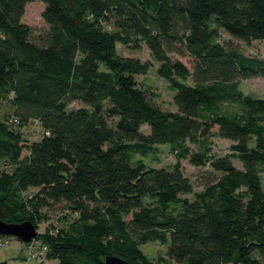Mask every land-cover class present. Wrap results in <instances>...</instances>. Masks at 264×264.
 I'll return each instance as SVG.
<instances>
[{
	"label": "trees",
	"instance_id": "1",
	"mask_svg": "<svg viewBox=\"0 0 264 264\" xmlns=\"http://www.w3.org/2000/svg\"><path fill=\"white\" fill-rule=\"evenodd\" d=\"M35 1L45 4L42 29L23 22ZM212 18L230 39H215ZM248 40H264V0H0V98L19 126L37 120L45 131L30 140L0 119V159L14 165L0 181V217L22 222L27 207L40 219L61 208L60 230L40 240L57 264H105V240L134 264H149L140 247L150 241L169 243L179 264H264V98L221 87L264 78V63L242 54ZM142 42L175 91V110L137 83L153 63L118 51ZM75 101L84 106L70 109ZM225 101L240 109L222 110ZM215 136L234 142L242 168L230 155L207 164ZM164 144L209 168L202 190L180 162L136 158ZM75 228L81 236H67Z\"/></svg>",
	"mask_w": 264,
	"mask_h": 264
},
{
	"label": "rangeland",
	"instance_id": "2",
	"mask_svg": "<svg viewBox=\"0 0 264 264\" xmlns=\"http://www.w3.org/2000/svg\"><path fill=\"white\" fill-rule=\"evenodd\" d=\"M44 8L45 4L42 1L29 3L25 10L23 22L37 29L45 28L47 25L42 17ZM98 17L101 19V21L103 20L104 23H106L105 20L107 18L109 19V16L104 13H101L100 15H98ZM209 25L216 34V40L223 41L231 38L217 18H212L211 20H209ZM239 42L242 54L246 59L264 63V40H248ZM118 51L124 56L137 57L142 61H151L153 63V66L146 75L136 76L137 83L142 88L149 89L154 95V100L163 109L175 110V91L165 79L160 77L158 73L160 63L154 60L147 44L145 42H142L140 49H132L122 44H118ZM173 57L182 60L187 65L191 64L190 60L187 57H181L179 55H173ZM221 87L225 92L229 94H241V96L264 98L263 77L244 79L234 83L222 84ZM82 106H84L82 102L75 101L70 104L69 108L76 109ZM221 109L224 111H238L240 107L238 103L231 104L228 101H225L221 103ZM0 119H7V121L12 124V127H14L17 132H21L30 140H39L45 134L42 125L37 120L30 121V123L26 126H19L13 119V109L9 101V97L6 95H3L0 98ZM143 130L145 132L149 131V127L145 125L143 126ZM187 144L190 146V151L192 154H196L198 153V151H200L199 148L192 144L189 140L187 141ZM232 144H234V142L229 139L222 138L220 136L213 137L209 145V147L211 148V152L209 153L207 164H209V160L211 158L230 155L232 157L233 163L237 167L242 168V163L231 151ZM136 158L142 159L149 167H173L177 162H180L185 174L188 175L193 181L194 191H200L204 188V181L202 182V174H206V170H208L209 168H202L192 165L190 163L189 156L179 159L176 152L171 148L170 145L164 144L155 146L146 156L138 154ZM13 170L14 165L11 162L5 159H0V181L3 180L6 176L12 175ZM261 178L262 184L264 186V170L261 173ZM34 191L35 189L33 188L29 189L25 193V196H30L34 193ZM184 196H188L190 198L194 197L193 194ZM151 200L153 201V199L151 198L147 199V201ZM22 211L26 218L25 221H31L36 226L37 235L29 242H25L15 236L0 235L1 238L5 239V241H8L5 245L6 247H1L0 262L10 261L12 262V264H40V262L36 258L31 256V250L38 249V246L42 243V241H40L42 237H47L48 234L57 233L58 230H60L58 228L63 225V223H61V220L63 219L62 216L65 212L62 211L61 208L57 207L55 209L49 210L48 215L44 212L43 217L40 219L34 217L33 213L28 207L23 209ZM70 218L71 222L74 221L73 217ZM69 224L64 222L65 232L70 229V227L68 228ZM55 226L57 228H55ZM79 233L82 234L80 228H75V230L69 232L67 236L75 234L76 237H80L81 235ZM98 244V248L102 254L118 256L113 252L114 245L112 242L105 240L98 242ZM168 245L169 243L167 242L150 241L142 245L140 247V250L149 264H179L167 255ZM41 263L57 264V260L46 256L44 258V261H42Z\"/></svg>",
	"mask_w": 264,
	"mask_h": 264
},
{
	"label": "water",
	"instance_id": "3",
	"mask_svg": "<svg viewBox=\"0 0 264 264\" xmlns=\"http://www.w3.org/2000/svg\"><path fill=\"white\" fill-rule=\"evenodd\" d=\"M0 235L15 236L29 242L36 237L37 229L31 221L8 222L0 217ZM103 261L105 264H134L114 255L105 256Z\"/></svg>",
	"mask_w": 264,
	"mask_h": 264
},
{
	"label": "built area",
	"instance_id": "4",
	"mask_svg": "<svg viewBox=\"0 0 264 264\" xmlns=\"http://www.w3.org/2000/svg\"><path fill=\"white\" fill-rule=\"evenodd\" d=\"M8 241H5V239L0 237V250L1 247H6L5 245L7 244ZM48 251V247L46 245L40 244L38 246V249H33L31 250V256L36 258L39 262L44 261V258L46 257V253Z\"/></svg>",
	"mask_w": 264,
	"mask_h": 264
},
{
	"label": "crops",
	"instance_id": "5",
	"mask_svg": "<svg viewBox=\"0 0 264 264\" xmlns=\"http://www.w3.org/2000/svg\"><path fill=\"white\" fill-rule=\"evenodd\" d=\"M19 244V243H18ZM19 246V245H18Z\"/></svg>",
	"mask_w": 264,
	"mask_h": 264
}]
</instances>
